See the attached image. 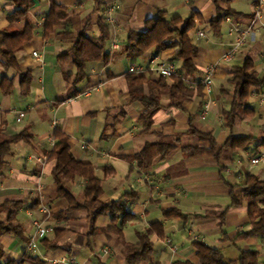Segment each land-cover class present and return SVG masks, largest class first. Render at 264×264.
Wrapping results in <instances>:
<instances>
[{
    "label": "crops",
    "instance_id": "1",
    "mask_svg": "<svg viewBox=\"0 0 264 264\" xmlns=\"http://www.w3.org/2000/svg\"><path fill=\"white\" fill-rule=\"evenodd\" d=\"M54 1L68 9L69 16L66 23L54 26L48 35L43 36L42 32L50 0H33L26 14L13 23L16 28L25 24L33 26L32 40L17 54L20 70L31 75L29 92L21 93L19 77L15 78L14 91L10 95H3L0 91V124L3 123L4 132L19 131L9 127V123H17L16 112L24 110L29 121L25 127L33 134L31 145H14L8 157L9 162L0 175V203L8 199L21 203L16 219L28 238L34 232L31 224L34 218L46 219L53 226L65 230L57 239V248L44 247L39 238L37 251L32 254L38 255L46 264H51V260L65 262L69 256L76 264H127L122 243L136 241V232L158 221L164 233L161 237L150 236L152 259L142 264H171L175 259L197 262L195 242L208 245L207 237H213L218 242L230 241L238 256L241 250H255L259 263L264 264V234L235 239L239 232L248 228L249 218L245 203L230 205L229 186L237 183L246 172L264 180V147L260 148L262 160L255 165L249 163L247 156L255 142L247 149H222L217 160L207 156L186 157L180 149L186 145H205L195 134L188 133L189 129L211 133L217 149L222 146L229 130L222 123L221 113L230 106L234 96L228 79L234 67L247 58L254 61L260 84L250 87L245 106L238 110L232 132L235 135H252L257 139L264 136V5L260 10V21L246 43L231 59L226 60L223 55L237 35L236 31L230 33V27L245 28L254 15L257 0H233L231 6L244 16L225 18L218 34L209 28V20L216 11L212 0H117L120 8L116 11L115 22L110 24L107 43L109 61L87 62L85 78L74 85L72 77H68L74 72L72 58L61 56L69 50L73 41L69 31L85 27L88 36H98V20L106 3L112 0ZM14 9L12 0H0V30L8 26V14ZM158 10H164L168 18L178 16L184 19L196 15L194 28L190 31L193 42L198 46L194 58L196 72L186 76L184 81L194 89L193 83L200 81L213 66L211 104L204 117L200 114L203 98L197 92L184 98L181 108L171 105L169 86L172 80L169 78L165 86L157 82L158 74L147 71L142 74V79L130 81V77L135 75L128 72L131 63H143L154 55L170 59L174 54L172 48L159 52L151 48L146 56L133 60L124 51L126 34L144 30L145 21L154 17ZM114 39L118 40L119 46L110 51L109 46ZM34 51L38 57L33 56ZM14 94L13 100L11 96ZM155 94L159 95L160 106L152 118L150 132H145L140 120L145 106L138 95ZM46 112L49 117L44 123L42 118ZM236 127L244 134L235 133ZM53 129L67 135L70 151L77 159L95 166V174L102 185L100 200L122 199L126 209L133 214L122 226L120 237L108 240L104 233L99 232L89 238L86 211L83 209L57 216L68 204L56 194L51 175L54 160L45 155L55 144L51 136ZM155 132L178 137L176 142L179 147L164 158L156 157L146 169H138L135 163L123 158L139 151L145 143L157 140ZM188 137L197 140L195 145L181 144L182 139ZM176 150L179 153H173ZM83 183L78 181L72 189L78 199L81 198ZM42 207L48 210V214L41 212ZM172 207L184 216L165 217L163 210ZM223 210H226L225 214L220 216ZM196 221H199V230L206 235L203 238L200 234L195 235L190 227L186 228L187 224L191 222L195 225ZM203 221H212V234L202 227ZM109 223L108 215L99 217L96 222L99 227ZM181 231L184 233L181 234ZM46 236L52 239L54 235L50 233ZM240 241L244 242L243 247L238 245ZM0 243L5 251L3 261L31 264L24 240L12 234H3ZM106 247L110 248L109 253L104 252Z\"/></svg>",
    "mask_w": 264,
    "mask_h": 264
},
{
    "label": "trees",
    "instance_id": "2",
    "mask_svg": "<svg viewBox=\"0 0 264 264\" xmlns=\"http://www.w3.org/2000/svg\"><path fill=\"white\" fill-rule=\"evenodd\" d=\"M15 9L8 14V26L0 30V91L3 95H10L14 91V81L19 77V89L22 94H27L30 90L31 75L29 72L21 71L17 58L18 52L23 46L32 40L33 26L25 24L22 28H16L13 23L26 14L33 4V0H12ZM233 0H212L215 6V14L209 20V28L214 34L220 32L222 21L226 17H242L244 14L236 11L232 6ZM69 11L65 7L50 0V6L46 12L43 22V36L48 35L53 27L67 22ZM196 15L192 14L187 18L178 16L168 18L164 10H158L154 17L145 21V29L142 31H129L125 37L126 55L131 59H137L147 55L151 48L156 52L164 49H174V54L170 60L178 64L177 75L169 78L172 83L169 86V96L171 105L181 108L182 100L190 97L193 92H197L204 99L205 93L202 81H197L195 88L186 85L184 78L196 72L194 58L198 53V46L193 42L190 31L194 28ZM99 35L88 36L86 28L72 32L73 41L69 50L61 55L70 56L74 66V72H66V77H72L71 83L79 82L86 76L85 65L90 61H100L107 63L110 52L107 43L110 38V24L103 20V14L98 20ZM254 61L250 58L234 67L230 73L229 82L232 85L233 100L228 108L222 110V123L229 130L228 136L222 146L217 149V143L211 133H203L198 130L189 129L187 132L195 134L196 137L205 143L202 146H181L180 149L186 157L200 158L213 157L218 159L221 150H241L249 148V144L255 142L251 148L253 154H260V148L264 147V136L256 138L252 135H235L232 132L238 110L245 106L251 86L259 85ZM67 77V78H68ZM142 74H135L130 77V81L140 80ZM69 79V78H68ZM165 77L159 76V84L166 86ZM134 91L132 90V94ZM134 97V96H133ZM145 106L141 114L143 131L150 132L152 118L159 109V95H138ZM158 137L153 142H147L137 152L123 156L130 163H135L138 169L148 168L156 157L164 158L169 152L179 147L176 142L178 137H167L159 132H155ZM52 138L55 144L45 152L48 159L54 160L51 175L56 186V194L59 198L67 202V207L59 215H65L75 209L86 211L88 222L87 236L93 237L99 232L105 234L110 240L112 237H120L122 226L129 221L133 214L128 211L122 199L102 201L101 179L95 174V166L86 161L77 159L68 145V137L63 132L53 129ZM33 134L29 128L24 127L14 133H5L3 123L0 124V175L8 164V157L12 154L13 146L18 143L31 145ZM82 180L81 198L78 199L73 193V187ZM230 186V205L247 206L249 218L248 228L237 234L235 239H243L252 234H264V180H260L257 175L246 172L241 175L237 183ZM21 203L14 200H5L0 203V216L5 213L4 218L0 217V236L12 234L24 240L27 244L29 238L24 234V229L16 219ZM223 210L220 216H224ZM108 215L110 223L104 227H99L96 222L99 217ZM165 217L184 215L175 207L163 210ZM222 223V220L219 222ZM65 232L63 228L54 226L52 239L47 236L40 239V243L46 248H57V239ZM164 233L160 222H152L143 231L136 232V241L123 242L122 253L127 264H142L152 259L151 235L161 237ZM195 255L197 262L190 260L175 259L171 264H260L258 252L255 250H241L235 260L225 261L222 251L219 248L209 246L204 243L195 242ZM4 248L0 243V264H14L12 260L3 261ZM28 253H26L27 255ZM27 259L31 264H46L38 255L29 253Z\"/></svg>",
    "mask_w": 264,
    "mask_h": 264
},
{
    "label": "built area",
    "instance_id": "3",
    "mask_svg": "<svg viewBox=\"0 0 264 264\" xmlns=\"http://www.w3.org/2000/svg\"><path fill=\"white\" fill-rule=\"evenodd\" d=\"M262 5H264V0H257L254 15L249 20V24L245 28H235L234 26L230 27V33L236 31L237 35L235 37V40L233 41L231 47L229 50L223 55V58L228 60L231 59L234 55V53L243 46L247 38L251 35V32L254 28V26L260 21V10L262 8ZM120 8V3L117 0H112L103 8V20L109 24H113L115 22V14L116 11ZM226 20H229V17H226ZM200 36L203 35L201 31L198 32ZM118 40L114 39L109 46L110 51H115L118 48ZM33 56L38 57L37 52L32 53ZM146 62V63H145ZM213 66L209 67V69L206 71L204 77L200 80L203 84V89L205 93V97L203 99L202 103V109H201V116L204 117L207 114V111L211 104V98H210V91L212 87V72H213ZM147 71H153L159 76L165 77V78H171L178 73V64L174 60L170 59H161L157 55L151 56L146 59L143 63H131L128 72L129 73H135V74H143ZM197 82L193 83V85H196ZM26 112L24 110H18L15 115V121L17 123L21 122L22 119L25 117ZM249 163L252 165L258 164L262 160V154H253L251 151L247 153ZM41 212L48 214V210L44 207L41 208ZM33 227V234L29 238L27 244H26V251L28 253H34L37 251V242L39 238H42L50 233L53 232L54 226L52 223H49L46 219H37L34 218L31 222ZM110 248L106 247L104 249L105 253H109ZM76 264L74 258L72 256H69L65 259V262L63 260H51V264Z\"/></svg>",
    "mask_w": 264,
    "mask_h": 264
},
{
    "label": "rangeland",
    "instance_id": "4",
    "mask_svg": "<svg viewBox=\"0 0 264 264\" xmlns=\"http://www.w3.org/2000/svg\"><path fill=\"white\" fill-rule=\"evenodd\" d=\"M15 96H16V94L12 95L11 96V99L14 100L15 99ZM48 117H49L48 116V113L46 112L45 116L42 118V119H44V123L45 122H48L47 121L48 120ZM28 123H29V121H28L27 117L25 116L22 119V121L19 122V123H11L10 122L9 123V127H12V128H14L16 130H20L23 127L27 126ZM237 127L234 129V132L237 133V134H241V133L244 134V132L239 131V129ZM196 142H197V140L195 138L188 137V138H183L182 141H181V144L182 145L183 144H194L195 145ZM13 147H15V146H13ZM176 151L173 152V153H179V150H176ZM0 217H4V216H0ZM202 223H203V226L202 227L206 228L207 229V232L209 231L210 234H212L211 233V228H212L211 227V223H212V221H203ZM189 227L194 231L195 235H199L200 234L202 238L206 236L204 232H201L199 230V221H196L195 225H192L191 222H190L189 224L186 225V228L187 229H189ZM180 233L183 234L184 232L181 231ZM206 242L210 246L219 248L222 251V256H223V259L225 261L233 260V259H235V258L238 257V251L234 248L233 245H231V242L230 241H228V242H218V241H214L213 237H209V238L207 237ZM243 243L244 242L240 241L238 243V245L241 246V247H243ZM24 244H25V242H24ZM21 253H23V251ZM21 253H18V254L21 255ZM7 257L8 256H6L4 258H7ZM14 258L16 259L17 257L15 256ZM236 264H238V263H236Z\"/></svg>",
    "mask_w": 264,
    "mask_h": 264
}]
</instances>
